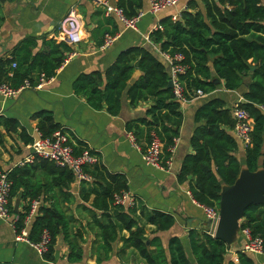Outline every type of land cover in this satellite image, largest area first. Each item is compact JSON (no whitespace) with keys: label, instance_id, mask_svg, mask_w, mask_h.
Wrapping results in <instances>:
<instances>
[{"label":"trees","instance_id":"trees-1","mask_svg":"<svg viewBox=\"0 0 264 264\" xmlns=\"http://www.w3.org/2000/svg\"><path fill=\"white\" fill-rule=\"evenodd\" d=\"M201 3L203 10L192 0L176 20L171 16L162 18L159 22L162 29L152 31L150 38L162 52L183 56L186 70L180 79L187 96L196 90L203 94L212 92L220 82L228 91L245 86L243 100L237 103L247 110L251 125L244 161L249 171H255L259 165L264 169V0H201ZM114 4L122 7L128 16L143 8V0H114ZM37 43L35 38H25L12 48L10 58L0 59V81L18 87L25 79L35 83L40 73L47 78L55 75L70 47L48 38L42 40L43 50L33 52ZM135 70L140 75L129 84ZM214 78L220 82L214 83ZM168 80L165 64L149 48L132 46L120 52L104 73L79 74L72 89L91 107L105 108L111 115L119 113L123 93L132 105L150 100L146 117L129 122L127 130L136 139L144 134L147 143L154 133L163 143L164 157H168V147L177 138L182 122L180 102L173 97L172 89L167 88ZM34 118L43 136H50L57 129L65 131L51 111L41 110ZM194 122L196 126L190 138L192 152L184 157L178 179L188 182L191 196L198 204L218 209L221 185H232L241 166L236 156L238 142L231 133L232 108L220 98H211L196 109ZM0 127L8 136L17 135L21 145L33 141L25 129L19 130V122L14 118L0 116ZM2 135L0 131V144H4ZM69 144L76 154L87 148L81 142L74 144L69 140ZM85 171L93 176V181L88 183L92 187L81 188L79 195L84 202L94 195L90 207L83 208L90 217L86 226L96 231V263L108 257L113 243L121 241L124 248L134 249L147 264H191L178 237H171L165 249L158 236H144L138 225V220L144 217L146 223L164 231L174 224L171 214L159 210L145 212L143 207L137 214L138 205L133 209L115 205L113 196L128 190L125 176L108 172L99 161L85 167ZM3 172L10 182L9 203L16 198L23 203L14 221L16 231L24 226L30 202L38 199L37 213L27 228L28 239L37 242L46 230L50 241L43 258L51 261L61 235L68 248L67 261H81L85 254V229L81 223L76 224L77 220L64 205L71 202L68 188L74 181L72 172L37 156L32 162L9 169L0 166V173ZM240 228H248L264 247V204L249 205L240 220ZM123 231L128 234L124 236ZM189 242L197 264H256L241 249L236 251V261L228 258L226 243L206 232H190Z\"/></svg>","mask_w":264,"mask_h":264},{"label":"crops","instance_id":"crops-1","mask_svg":"<svg viewBox=\"0 0 264 264\" xmlns=\"http://www.w3.org/2000/svg\"><path fill=\"white\" fill-rule=\"evenodd\" d=\"M108 1L114 3V0ZM190 1L192 0H179L175 7L157 14L146 13L137 23L136 29H130L124 27L115 17L104 16L102 9L93 0H0V59L10 58L12 48L29 37L38 42L33 52L43 50L42 40L54 39L58 24L71 6H75L80 21V41L67 44L70 51L66 57L71 54L67 61L63 62L41 89L24 90L15 98H4L0 95V116L16 119L19 130L23 128L34 137L38 122L34 118L35 113L41 110L51 111L54 120L63 127L74 144L81 142L86 145L108 172L125 176L129 192L137 199V214L143 207L145 212L159 210L173 216L174 224L164 231H158L155 225L146 223L144 217L139 219L138 225L142 227L144 236H158L165 249L171 237H178L191 264H197L191 251L189 234L209 233L211 224L202 207L192 198L188 182L179 181L178 172L184 157L192 152L190 138L196 126V109L211 98H220L227 107L232 108L243 100L245 86L228 91L220 82L212 92L180 103L182 122L178 128L174 152L171 154V165L167 170L144 162L142 151L148 145L144 134L136 139L138 147L131 143L127 135V124L146 117V111L152 104L150 100L132 105L126 93H123L119 113L111 115L105 108L94 109L83 96L75 94L72 89L73 80L79 74L92 71L104 73L120 52L132 46L149 48L168 70L158 45L151 38V41H147L146 37L150 36L153 26L162 18L178 14ZM193 1L203 10L201 0ZM148 2L149 0H143L144 9L148 7ZM106 32L114 35V40L111 45L103 48L101 45ZM55 41L62 42L58 38ZM0 131L4 142L0 144V166L5 170L23 161L30 150L27 148L28 144L21 145L17 135H6L2 127ZM236 156L240 167L245 166L244 147L240 143ZM83 187L88 189L92 185H83L75 180L71 182L68 188L71 202L64 203L67 212L73 214L77 220L76 224L81 223L85 229V254L81 261H67L68 248L61 235L51 261L43 258V255L38 254L25 241H17L14 221L22 210L23 203L16 198L10 203L12 211H9L8 218H0V264H147L134 249L124 248L121 241L113 243L108 257L96 263V231L86 226L90 217L84 210L86 208H83L90 207L94 195L91 194L88 202L81 200L79 192ZM16 200L19 201L17 211ZM122 234L126 236L128 233L123 231ZM244 240L239 231L236 241L228 247L226 256L236 261V251L242 248ZM250 256L256 264L264 263L262 255Z\"/></svg>","mask_w":264,"mask_h":264},{"label":"built area","instance_id":"built-area-1","mask_svg":"<svg viewBox=\"0 0 264 264\" xmlns=\"http://www.w3.org/2000/svg\"><path fill=\"white\" fill-rule=\"evenodd\" d=\"M93 2L96 6L102 9L104 16L115 17L124 27L136 29L137 23L146 13L157 14L167 8L175 7L177 6L179 0H149L147 8L139 9L137 13L132 16L126 15L122 7H119L108 0H93ZM186 8L187 6H184L181 11ZM181 11L178 14L172 15L171 19L176 20L179 18ZM79 29L80 21L77 16L76 8L75 6H71L65 17L58 24L53 38L55 40L58 38L60 41L72 45L80 41ZM161 29L162 26L157 23L153 26L152 31ZM113 40L114 35L106 32L103 35V42L101 46L106 48L111 45ZM146 40L151 41L150 36H147ZM160 55L167 64L169 80L172 81L171 89L175 100L180 103H186L194 97L204 95L201 90H196L190 96L185 94L180 75L185 73L186 66L182 63L183 56L180 53L171 55L160 50ZM70 56L71 54L64 59V62H66ZM11 66L15 67V63H12ZM51 78H47L43 73H40L35 83L32 84L28 79H25L18 87H12L8 82L0 81V95L4 98H15L24 90L41 89ZM232 115L234 118V124L231 129L232 135L242 147H246L250 141L251 132L249 114L247 110L237 106L236 104L232 107ZM127 135L131 143L135 147H138L136 137L133 132L128 131ZM69 140L70 138L68 133L62 129H57L50 136H43L36 129L33 141L27 145V148L30 150L29 155L26 156L23 161H20L19 164L32 162L34 157L37 156L43 159L51 160L59 167L69 169L73 174L74 180L78 183L92 182L93 176L85 171V167L94 165L98 161L97 156L91 153L88 148H84L76 154L73 150V146L69 144ZM175 145L176 139H174L173 145L168 147L170 156L164 157L163 143L154 133H152L150 142L142 151V158L148 165L161 170H167L171 165V154L174 152ZM9 191L10 182L6 178V173H0V218L2 219H7L10 214ZM113 201L115 205L121 206L124 209H133L134 207H137V199L129 192V190H124L115 194L113 196ZM39 204L40 201L38 199H33L30 202L28 213L24 218V226L19 232H16L15 239L17 241H25L38 254L44 255L48 249L50 241L49 233L44 230L40 240L32 242L28 239L27 229V226L37 213ZM198 205L202 207L206 218L211 224V231H209V234L213 236L219 220V210L214 207L204 206L201 204ZM239 231L245 239L241 250L248 254H258L264 256V247L261 239L259 237H252L248 228H240Z\"/></svg>","mask_w":264,"mask_h":264},{"label":"water","instance_id":"water-1","mask_svg":"<svg viewBox=\"0 0 264 264\" xmlns=\"http://www.w3.org/2000/svg\"><path fill=\"white\" fill-rule=\"evenodd\" d=\"M139 74V70H135L128 83H134ZM213 82L219 83L220 80L214 78ZM167 88H172L171 80H168ZM18 202L16 200L15 211ZM251 204H264V169L259 167L255 171H249L245 165L240 167L232 185H221L218 203L219 220L213 236L223 240L227 247H230L238 237L239 223L244 210Z\"/></svg>","mask_w":264,"mask_h":264},{"label":"rangeland","instance_id":"rangeland-1","mask_svg":"<svg viewBox=\"0 0 264 264\" xmlns=\"http://www.w3.org/2000/svg\"><path fill=\"white\" fill-rule=\"evenodd\" d=\"M262 257H264V256L262 255ZM262 264H264V263H262Z\"/></svg>","mask_w":264,"mask_h":264}]
</instances>
